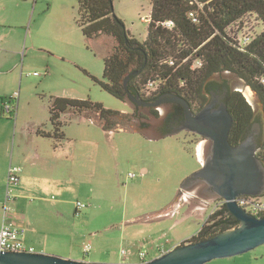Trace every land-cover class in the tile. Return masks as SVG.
<instances>
[{
	"label": "rangeland",
	"instance_id": "374dc122",
	"mask_svg": "<svg viewBox=\"0 0 264 264\" xmlns=\"http://www.w3.org/2000/svg\"><path fill=\"white\" fill-rule=\"evenodd\" d=\"M113 7L130 33L140 42L145 41L152 0H114ZM77 21V0H0V97L3 99L0 129L9 131L7 146L11 142L14 147L16 130L18 139L23 135L26 145L31 142L33 145L37 143L35 136L39 128L52 129L51 96L91 99L108 109L132 112L129 104L103 90L94 80H103V56L112 49V42L100 39L88 43ZM261 31L254 18L246 19L240 28L237 25L234 29L239 32V38H254ZM215 80L228 81L233 90L242 92L256 119L264 121L261 102L242 80L231 74ZM6 105L11 106L12 113H7ZM64 121L71 143L97 145L99 151L98 155L93 154L91 163L99 167L100 174L95 171L94 176H77L75 189L70 193L76 206L78 202L88 206L80 216L75 214L73 238L77 247L92 245L93 256L109 248L118 260L124 258L123 251L126 257H132L140 250L148 253L150 259L157 255L158 246L170 249L197 234L212 214L219 198L208 190L211 195H207L205 184L180 190L185 179L202 168L197 147L205 160L211 149L210 141L185 131L156 140L130 132L111 135L83 117L66 115ZM255 125L261 130L259 136L263 135L260 123ZM46 162L57 171L62 168V163L52 158ZM89 171L93 170L89 168ZM130 174L136 178L129 179ZM6 190L7 185L3 191L5 198ZM14 191L15 187L9 203L12 214L18 213L13 206ZM94 210L95 214L89 217L88 211ZM102 260L94 263H121ZM208 264H264V245Z\"/></svg>",
	"mask_w": 264,
	"mask_h": 264
},
{
	"label": "trees",
	"instance_id": "16d2710c",
	"mask_svg": "<svg viewBox=\"0 0 264 264\" xmlns=\"http://www.w3.org/2000/svg\"><path fill=\"white\" fill-rule=\"evenodd\" d=\"M77 2V22L87 42L108 39L113 44L103 56V80H94L129 104L132 112L108 109L91 99L51 96L52 129L41 127L37 136L52 140L55 148L62 146L68 141L64 130L68 115L83 117L105 133L130 132L147 139H163L171 137L185 121L184 108L173 102L143 107L132 102L131 95L147 103L177 95L198 112L209 103L213 92L221 96L225 91L224 101L233 117L229 136L232 145L244 141L257 122L264 128V121L256 119L242 92L233 90L228 81L215 80L224 74L236 76L256 94L264 110V0H152L148 35L143 42L115 14L114 0ZM248 18H254L262 31L242 50L231 33ZM257 156L264 163V134L258 137ZM205 193L209 194L207 190ZM239 225L223 206L181 245L211 239Z\"/></svg>",
	"mask_w": 264,
	"mask_h": 264
},
{
	"label": "water",
	"instance_id": "95a60500",
	"mask_svg": "<svg viewBox=\"0 0 264 264\" xmlns=\"http://www.w3.org/2000/svg\"><path fill=\"white\" fill-rule=\"evenodd\" d=\"M126 80V89H127ZM226 94V93H225ZM225 94L213 93L209 103L195 112L184 98L174 95L155 103H147L130 96L132 102L143 107H159L173 102L184 108L185 121L172 132H190L211 141V149L202 168L185 179L181 192L199 183L209 192L226 201V207L240 225L211 239L178 245L160 257L143 264H208L217 259L239 256L264 245V218L248 214L237 204L240 196L264 197V163L257 156L261 130L253 131L239 145H232L229 136L233 117L224 101ZM0 264H112L83 262L42 253L0 252ZM126 264V263H116Z\"/></svg>",
	"mask_w": 264,
	"mask_h": 264
},
{
	"label": "crops",
	"instance_id": "0c3cea01",
	"mask_svg": "<svg viewBox=\"0 0 264 264\" xmlns=\"http://www.w3.org/2000/svg\"><path fill=\"white\" fill-rule=\"evenodd\" d=\"M2 101L3 99L0 97V102ZM17 134H19L18 130L13 138L14 147H11V142L7 146L11 137L9 131L3 132L0 129V228L11 224L23 227L24 241L29 247L34 248L35 253L61 256L83 262H97L103 259L102 261L112 260L126 264H141L140 250L132 257H126L125 251H123L124 258L118 260L115 257V252L109 248H105L99 253L94 252L93 256L92 248L91 252L86 255L84 247H77L75 244L73 238L75 214L80 216L84 209L77 208L70 193L75 189L77 176L86 178L90 174V176H94L96 172L98 175L100 174L99 167L91 163L93 154L99 152L97 145L85 142L84 145L77 146L75 143H71L68 138V141L62 146L55 148L52 140L37 135V137L35 136L36 144L31 145V142L26 145L24 136L19 135L20 139H18ZM40 140H49V142L43 143ZM200 149L197 147L196 155L199 156V166L201 167L204 160L199 154ZM9 158H11L10 161ZM50 158L62 163V168L58 169L59 171L46 165L47 159ZM15 163L18 165L15 166ZM10 167L21 168L20 181L14 191L13 206L18 211L15 214L10 213V207L7 212L3 209L5 203L3 191L4 186L7 185ZM89 168L93 171H89ZM180 194L182 193L180 192ZM187 197L188 195H185L184 199L187 200ZM88 212L89 217L95 214V210ZM154 218L158 219L159 215ZM185 240L170 249L158 246L157 255L150 259L146 258V262L160 257L163 252L167 253ZM119 258L121 259V256Z\"/></svg>",
	"mask_w": 264,
	"mask_h": 264
},
{
	"label": "built area",
	"instance_id": "2783aa9c",
	"mask_svg": "<svg viewBox=\"0 0 264 264\" xmlns=\"http://www.w3.org/2000/svg\"><path fill=\"white\" fill-rule=\"evenodd\" d=\"M150 18L146 21L149 22ZM239 32L231 33L233 39L237 41L243 50L246 45H248L252 38H239ZM199 65V64H197ZM5 109L7 113H12L13 109L11 106L6 105ZM21 172V168L19 167H10L7 181V190H6V198L5 203L3 205V209L5 212L9 211V203L13 200L12 188L16 187L19 184L20 178L19 174ZM136 178L135 174H130L129 179ZM237 204L243 208L248 214L257 217L264 218V200L263 197H252V196H240L237 198ZM226 206V201L224 199H219V201L214 204V210L212 213H215L221 207ZM77 208L80 210L86 209L87 205L82 202L77 203ZM24 228L18 227L15 225H6L0 228V252H15V253H35L34 248L29 247L24 241ZM91 245L86 244L84 246V253L87 255L91 252ZM165 254L164 252L162 255ZM140 259L142 261L141 264L146 262L147 253L141 252L139 253Z\"/></svg>",
	"mask_w": 264,
	"mask_h": 264
},
{
	"label": "flooded vegetation",
	"instance_id": "af4514ba",
	"mask_svg": "<svg viewBox=\"0 0 264 264\" xmlns=\"http://www.w3.org/2000/svg\"><path fill=\"white\" fill-rule=\"evenodd\" d=\"M213 93H214V92H213ZM225 93H226V91H225ZM225 93H224V94H225ZM215 94H216V93H215ZM216 95H217V94H216ZM218 96H219V95H218ZM221 96H222V95H221ZM253 129H254V127H253ZM203 140H204V141H206V142H208V141H209V140H208V139H206V138H203ZM200 184H201V183L197 184L196 186H199ZM194 187H195V186H194ZM205 189H206V190H208V189H207V186H206V188H205ZM208 191H209V190H208Z\"/></svg>",
	"mask_w": 264,
	"mask_h": 264
}]
</instances>
